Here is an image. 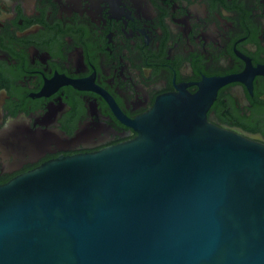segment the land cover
Segmentation results:
<instances>
[{"label":"flooded vegetation","instance_id":"flooded-vegetation-1","mask_svg":"<svg viewBox=\"0 0 264 264\" xmlns=\"http://www.w3.org/2000/svg\"><path fill=\"white\" fill-rule=\"evenodd\" d=\"M183 90L264 139V0H0V181L129 140Z\"/></svg>","mask_w":264,"mask_h":264},{"label":"water","instance_id":"water-1","mask_svg":"<svg viewBox=\"0 0 264 264\" xmlns=\"http://www.w3.org/2000/svg\"><path fill=\"white\" fill-rule=\"evenodd\" d=\"M213 92L0 181V264H264V139L210 121Z\"/></svg>","mask_w":264,"mask_h":264}]
</instances>
